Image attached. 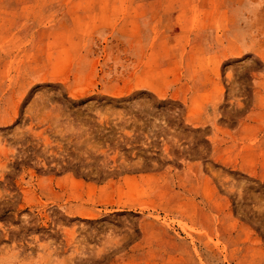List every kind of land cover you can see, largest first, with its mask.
<instances>
[{
	"label": "rangeland",
	"instance_id": "1",
	"mask_svg": "<svg viewBox=\"0 0 264 264\" xmlns=\"http://www.w3.org/2000/svg\"><path fill=\"white\" fill-rule=\"evenodd\" d=\"M0 264H264V0H0Z\"/></svg>",
	"mask_w": 264,
	"mask_h": 264
}]
</instances>
